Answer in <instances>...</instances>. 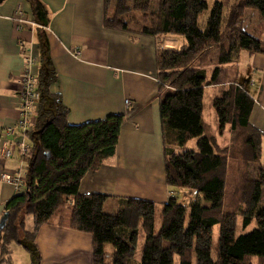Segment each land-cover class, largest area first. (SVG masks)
<instances>
[{"label":"trees","instance_id":"16d2710c","mask_svg":"<svg viewBox=\"0 0 264 264\" xmlns=\"http://www.w3.org/2000/svg\"><path fill=\"white\" fill-rule=\"evenodd\" d=\"M209 1L102 4L105 28L185 39L178 49L158 45L155 51L164 177L168 188L196 193L207 205L197 199L193 206L182 205L171 194L163 204L125 197L109 214L103 210L109 196L79 193L83 177L114 156L125 115L67 122L68 110L50 91L56 73L40 32L45 24H38L39 105L26 135L30 154L21 158L23 191L4 206L9 215L0 237V264H12L11 245L39 264L34 239L42 225L90 234L92 264H264L263 137L249 123L253 99L236 78L220 84L222 68L236 64L241 51L264 53V35L243 29L248 9L264 18V0H215L199 24ZM194 139L196 148L186 149Z\"/></svg>","mask_w":264,"mask_h":264},{"label":"crops","instance_id":"0c3cea01","mask_svg":"<svg viewBox=\"0 0 264 264\" xmlns=\"http://www.w3.org/2000/svg\"><path fill=\"white\" fill-rule=\"evenodd\" d=\"M102 4L103 0L0 1V150L10 142L6 128L20 117L25 62L19 44L30 46L38 57L41 32L56 73L50 91L60 96L69 124L125 115L114 156L83 177L79 193L105 194L116 207L118 199L125 197L163 204L175 190L165 184L155 51L169 35L151 37L105 28ZM18 9L31 23L21 30L13 20ZM38 24L45 27L40 31ZM73 50H79L80 56H72ZM33 70L36 73L37 66ZM232 77L253 99L249 123L262 134L264 157V53L241 51L236 64L222 68L220 84ZM22 165L17 151L9 159L0 153V175L22 176ZM15 194L12 184L0 181V218L5 203ZM191 196L201 198L196 193ZM34 243L39 264H92L88 233L42 225Z\"/></svg>","mask_w":264,"mask_h":264},{"label":"built area","instance_id":"2783aa9c","mask_svg":"<svg viewBox=\"0 0 264 264\" xmlns=\"http://www.w3.org/2000/svg\"><path fill=\"white\" fill-rule=\"evenodd\" d=\"M13 20L15 21L17 30H21L24 25H31L25 18L24 12L21 9L15 11ZM19 52L25 62L19 90L20 117L13 126L7 127L5 130V135L10 138V142L8 145L1 147L0 153L1 156L6 159L11 158L15 151H17L20 159L29 156L30 150L26 135L31 132L33 128L39 105L36 73L33 70L34 66L37 64L38 57L34 54L33 49L23 42L19 44ZM71 54L74 57H79L80 51L73 50ZM125 105L127 107L130 106L129 100H125ZM0 181L12 184L16 193L23 191V174L22 176L19 174L14 176L1 174Z\"/></svg>","mask_w":264,"mask_h":264},{"label":"rangeland","instance_id":"374dc122","mask_svg":"<svg viewBox=\"0 0 264 264\" xmlns=\"http://www.w3.org/2000/svg\"><path fill=\"white\" fill-rule=\"evenodd\" d=\"M214 1L215 0H210L208 2V8L204 12H202V14L199 16V19H198L199 24H202L205 21V19L207 18ZM243 29L248 34L250 33L253 35H257L259 37L263 36L264 35V18L260 17L257 10L248 9V11L244 15ZM185 43L186 42H185V39L183 37L169 35V36H167V39H165L162 42V46L165 48L178 49L182 45H184ZM210 68H211V66H210ZM185 148L191 149V150L195 149L196 148V140L195 139L191 140L186 145ZM22 172H21V175L23 174ZM174 195L177 196L178 202L182 205H186V206L192 205L193 206L196 203L195 202L196 199L193 196L186 194L185 191H183V190L175 191ZM197 200H198V203H201L202 205H207V204H205V202L203 201L202 198H199ZM197 205H200V204H197ZM103 210L105 213H109V214L115 212L116 206H115L114 201L111 199H108L104 204ZM30 220L31 219L29 218L28 223H27V228L30 227ZM155 225H156V228L159 227V222L157 220V217H156ZM240 225H241V222L238 218L236 233H238V231L240 230ZM253 227H254V225L250 229H252ZM215 240H216V232L214 235V242H215ZM10 251H12V253H11L12 264H28L29 262L31 263L30 255L22 247L13 246L12 248H10ZM106 251L111 253V251H112L111 247L106 246ZM134 252L139 254V248H137V247L134 248ZM212 255L214 256V252ZM110 261H111V258L109 256L106 258V262L109 263Z\"/></svg>","mask_w":264,"mask_h":264},{"label":"water","instance_id":"95a60500","mask_svg":"<svg viewBox=\"0 0 264 264\" xmlns=\"http://www.w3.org/2000/svg\"><path fill=\"white\" fill-rule=\"evenodd\" d=\"M1 1V0H0ZM8 213L7 212H4L3 215L1 216L0 218V237H1V232L3 230V228L5 227L6 225V222H7V219H8Z\"/></svg>","mask_w":264,"mask_h":264}]
</instances>
